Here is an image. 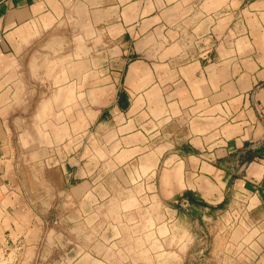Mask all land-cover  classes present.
<instances>
[{"label": "crops", "instance_id": "crops-1", "mask_svg": "<svg viewBox=\"0 0 264 264\" xmlns=\"http://www.w3.org/2000/svg\"><path fill=\"white\" fill-rule=\"evenodd\" d=\"M221 218L264 245V0H0V264H145L130 223L188 264Z\"/></svg>", "mask_w": 264, "mask_h": 264}, {"label": "rangeland", "instance_id": "rangeland-1", "mask_svg": "<svg viewBox=\"0 0 264 264\" xmlns=\"http://www.w3.org/2000/svg\"><path fill=\"white\" fill-rule=\"evenodd\" d=\"M133 206L134 204H130L126 207L129 208L127 209V211L131 213L129 216L131 220H134V218H143L148 213H150L144 212V210L142 211L141 207H136L133 209ZM103 209V211H106V208ZM121 210V207L112 208V212H110V214H112L111 217L115 218L116 215L114 214H118L119 212H121ZM218 224H221V227L217 228L216 224L212 226L209 225L208 228L204 227V233L206 235L204 239H194L191 247L192 257L190 256V258L188 259V264H264L263 241L261 243L257 240L258 234L256 233L257 231L255 229H253L252 232L246 229L250 224H241L240 220H236V218H221L218 221ZM129 225L130 235L124 241L126 246V255L129 258H133L134 261H136L137 259L142 261L145 260V264H157V259L159 264H169L173 262V260L169 259V257L163 250L164 247L167 248L163 241L161 242V256H156L155 261L150 259L152 257L151 248H145V251L142 252V250H140V246L142 244H146L147 242H151L152 240H141L140 238H136V235H134V233L138 229L139 224L130 223ZM241 225L243 226V228L239 229V226ZM186 229H188L186 227V224H184L183 222H178L176 228L177 243H179L182 239H185L182 237V235ZM192 231L199 236H204V234L201 233V229H199V227H193ZM215 231L216 233L220 234V237L218 239L214 238ZM183 242L184 240L182 241V243H180V245H182ZM210 248H217L218 252H222V257L217 258L216 256H214L213 259H208L204 257V255H200L201 258H199V255L196 254L200 249H204V253H206V250Z\"/></svg>", "mask_w": 264, "mask_h": 264}]
</instances>
